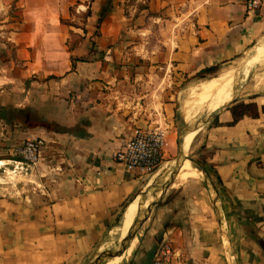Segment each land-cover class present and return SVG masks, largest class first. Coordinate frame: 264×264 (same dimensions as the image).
<instances>
[{
	"label": "crops",
	"instance_id": "obj_1",
	"mask_svg": "<svg viewBox=\"0 0 264 264\" xmlns=\"http://www.w3.org/2000/svg\"><path fill=\"white\" fill-rule=\"evenodd\" d=\"M46 1L21 0L25 18L17 21L11 0H0V105L32 108L44 121L0 118V139H45L40 162L28 164L38 195L0 206V264H77L90 256L152 181L117 162L114 151L135 126L160 124L172 152L177 86L235 60L264 35V2L248 13L244 0H88L82 38L70 49L78 27L61 19L86 0H52L54 17L42 11ZM263 58L264 45L247 63ZM257 65L235 101H253L259 113L242 104L231 122L224 108L198 136L217 186L176 178L143 222L132 264H149L165 240L184 264H264V71Z\"/></svg>",
	"mask_w": 264,
	"mask_h": 264
},
{
	"label": "rangeland",
	"instance_id": "obj_2",
	"mask_svg": "<svg viewBox=\"0 0 264 264\" xmlns=\"http://www.w3.org/2000/svg\"><path fill=\"white\" fill-rule=\"evenodd\" d=\"M20 1L21 0H11L10 5L8 6L9 14L18 16V19H15L17 21L23 20L25 18V11L24 10L19 11L20 8H23L22 5H19ZM58 1L61 2L62 0H58ZM85 3L86 4H84V2H81V3L75 2L74 4H71L69 7L70 17L62 16L61 20L63 22L71 23L78 27L77 28L78 31L72 32V34L70 35L69 45L79 41V39L82 38L81 36L82 27H84V23L86 21V17L88 15V9H89L88 0H86ZM41 8H42V11H46L48 12V14H53V17H54V14L57 15L59 13L57 11V5H55L54 2L52 3V0H47L45 7L41 6ZM245 54L246 53L244 52L240 57L230 62H227L226 64H223L222 66H220L217 70H214L213 72H208V73H205L204 75L198 74L195 77H187L186 79H184V81L180 85L177 86L178 89H180L179 99L177 101L179 108H178V114H177V120H176L177 123L176 125L173 126V131H174L173 134H174L175 140L172 143V146H173L172 152L169 150L170 153H168L167 150L169 148L166 149V155H165L164 161L158 168H156L154 171L151 172L150 177L152 181L149 184V186L145 189V192H142L140 194L139 198L142 199L148 196V194H151V192L155 193L158 190L162 191V195L156 200H159L164 194H166L167 190L170 188V186L175 181V178L172 179L171 173L177 168V160L179 159V154H180L181 133L183 132L184 127H186L187 125H190L194 122L202 121V119L205 118L204 115L206 114L205 110L203 111L200 110L198 111L199 113L197 112L198 115L197 114L194 115L197 118L192 117V119L189 120L186 117V113H185L186 108L188 107L190 101L192 100L194 101L195 99L196 100L201 99L203 96H205L210 91H212L213 87H215L218 83H220V81H222L224 78H229L232 76L233 77L235 76L248 77L247 73H242L236 70L239 62L242 60V57ZM252 56L253 55L250 56L248 61L251 59ZM257 66L258 67L255 69L256 71H260V70L264 71V58L261 61V63H259ZM223 68H228V69L221 71ZM209 77H212V78H209ZM247 79L245 81H242L241 85H238L239 93H238L237 99L239 95L242 93L243 85L247 81ZM230 97L226 96L224 101H226L227 99H230ZM235 100L228 107H230L235 102ZM201 130L202 129H200L196 134L188 133L185 139L187 140L185 154L192 156L194 159H196L199 162H201L200 159H203L205 154L207 153V152L200 151L201 148L198 143L199 142L198 136ZM1 140H2V143H1ZM183 141L184 139H182V142ZM22 142H19V140H17V142L14 143L13 145H8L5 143V139H0V151H1L0 152V206H2L6 200H14V201H21L24 199L30 200L32 196L29 198V195L36 196L40 192L39 190L40 185L38 184L39 177H38L37 172L34 170H31V168H29L28 166V163L25 161L24 157L21 154L15 152L14 147H16ZM9 147H11L10 149L11 151H9L8 149ZM8 158H11V159L8 160ZM187 161L192 167H194V164L190 160H187ZM198 172L200 173V175L191 176L184 180L180 179V182H184V181H187L188 179L194 178V179H200L204 181V183H206V186H208L207 185L208 180L205 174H203L200 170H198ZM178 180L179 178L177 179V181ZM208 187H211V185ZM170 193H173V190H171ZM128 206L129 205H127V207ZM125 211H123L120 218H122ZM144 213H145V209L142 208L140 215H139L140 218L144 216ZM136 227H139V222H137ZM141 228L139 232L142 231ZM122 235L123 237H125L127 234L122 231ZM139 236L141 239V235ZM162 243L163 241L161 242L160 245H158L159 248L162 246ZM142 244H143L142 239H141V242L139 243V239H137V242H135V239L133 238L130 242L129 247L127 248L125 259L120 264H132L131 257L133 255V252L136 247L139 248L138 250H140L142 248ZM99 246L100 244L96 246V248L94 249V251L91 253L90 256H85V258L82 261L77 262V264H88V262L91 261V258L96 254ZM102 247H103V244L101 245V249ZM116 261L109 263V264L116 263Z\"/></svg>",
	"mask_w": 264,
	"mask_h": 264
},
{
	"label": "built area",
	"instance_id": "obj_3",
	"mask_svg": "<svg viewBox=\"0 0 264 264\" xmlns=\"http://www.w3.org/2000/svg\"><path fill=\"white\" fill-rule=\"evenodd\" d=\"M264 0H244L248 13L256 12ZM45 143L42 137H29L14 147L25 161L34 168L41 160ZM168 145L166 126H135L130 137L113 153L114 159L128 169H139L151 173L164 161ZM185 258L180 250L165 240L149 264H184Z\"/></svg>",
	"mask_w": 264,
	"mask_h": 264
},
{
	"label": "bare ground",
	"instance_id": "obj_4",
	"mask_svg": "<svg viewBox=\"0 0 264 264\" xmlns=\"http://www.w3.org/2000/svg\"><path fill=\"white\" fill-rule=\"evenodd\" d=\"M262 45H264V39L255 48V52H253L252 55H254L256 53V51L258 50V48L260 46H262ZM261 61L262 60H259V59L255 60V61H251V62L247 63L245 66H243V68L241 70L237 69V68H236V70L240 71L242 73H247V75L249 76V74L252 71L253 67L256 66L257 64L261 63ZM238 78H239V76H235V77L232 76V77H229V78H224L222 81H220V83H218L215 87H213L212 91H210L208 94L205 93L206 95L204 94L205 96H203V97L201 96L202 97L201 99H199V100L195 99L194 101L193 100L190 101V103H189V105H188V107L186 108V111H185L187 119L190 120V119H192V117H195L194 115L197 114V112L200 111V110H202V111L205 110V113H206L204 115L205 118L207 116L217 112L225 104L224 103L217 110L212 111L218 102L222 103L225 100L226 95L222 96V93L226 89H231L232 91H234V86H235ZM247 78L248 77H244L243 76L242 77V81H245ZM250 89L251 88H249V90ZM233 93L230 95L231 97L229 96L230 99L232 98ZM195 118H197V117H195ZM187 126L183 130L184 132L181 135V139L185 140L188 133H194V132L197 133L199 131V128L195 129V130H188L189 128H191V124L187 125ZM182 143H183V152H184L185 151L184 146L186 148L187 140L185 142L183 141ZM184 154H185V152H184ZM187 160H189V159L184 160L182 162V164L176 170H174L171 173L172 179L179 178V179L184 180V179H187V178H189L191 176L200 175V173L197 172V171L200 170L202 172V170L200 168H198L197 166H195V165H194L195 168L192 167L188 163ZM151 194H152V199L147 204L142 205V202L147 198V196H146L145 199L142 198L143 200H141V198H139V196L134 200V209H133L134 211L132 210L131 212H129L123 218V220L119 223V225L117 226V228L113 232V234H112V230L114 229V226L112 227V229L108 232L106 237L102 240V242H101L96 254L91 258L90 264H109V263L115 262L116 260L121 258L120 262L118 263V264H120L125 259V255H126L127 249L122 254H118V255H115V256H110V254L113 251L118 250L121 247V242H122V239L124 238L123 235H122V231L124 233L128 234V232L132 228V224H133L135 218L139 214V210L144 208L145 209V213L144 214L149 213V211L152 208L154 202L157 201L156 199L159 198L162 195V191L158 190L155 193L151 192ZM138 238H139V234L134 238L135 242H137ZM102 244H103V247L101 249V245Z\"/></svg>",
	"mask_w": 264,
	"mask_h": 264
},
{
	"label": "water",
	"instance_id": "obj_5",
	"mask_svg": "<svg viewBox=\"0 0 264 264\" xmlns=\"http://www.w3.org/2000/svg\"><path fill=\"white\" fill-rule=\"evenodd\" d=\"M264 38V35L261 36L258 40H256V42L250 46V48H248V50L245 52L246 54L242 57V60L239 62L238 64V69H242L243 66L247 63L248 59L250 58V56L252 55V50L254 48H256V46L258 45V42H260L262 39ZM242 84V77H239L235 86H234V93H233V96L230 100H228L217 112H215L214 114H211L209 116H207L206 118L202 119V121L200 122H194L191 124V128H189L188 130H195V129H198L199 130L204 126L206 125L207 123H209L212 118H214L221 110H223L224 108H228V106L237 98L238 96V93H239V86L238 85H241ZM188 127V126H187ZM185 128V127H184ZM184 130V129H183ZM187 130V131H188ZM184 132V131H183ZM182 132V133H183ZM186 132V131H185ZM181 133V135H182ZM186 159H189L195 166H197L198 168H200L203 172V174H205V176L207 177V180L209 182V185L211 186H216L213 178H212V175H210L208 173V171L203 167L202 163L197 161L196 159H194L192 156L188 155V154H184L183 152V143H182V140L180 139V154H179V159L177 160V168L182 164V162ZM176 168V169H177ZM157 201L154 202V204L156 203ZM153 204V205H154ZM152 209V208H151ZM150 209V211H151ZM142 209L139 210V214L138 216L135 218L133 224H132V228L131 230L128 232V234L122 239V242H121V247L118 249V250H115L113 251L110 256H115V255H118V254H122L130 245V242L133 238H135L138 233H139V230L143 224V222L148 218L149 216V213L147 214H144V216L142 218H140V212H141ZM149 211V212H150ZM137 222H139V227H136V224ZM90 263V261L88 262V264Z\"/></svg>",
	"mask_w": 264,
	"mask_h": 264
},
{
	"label": "trees",
	"instance_id": "obj_6",
	"mask_svg": "<svg viewBox=\"0 0 264 264\" xmlns=\"http://www.w3.org/2000/svg\"><path fill=\"white\" fill-rule=\"evenodd\" d=\"M91 9H88V14H90ZM80 41V39H79ZM79 41L70 44V49H73ZM77 59H83V58H77ZM213 67L209 68H204L201 71L198 72L199 75H204L205 73H208L210 69ZM214 71V70H212ZM242 104L246 105L247 112L251 115H257L259 113L258 105L253 102H243L241 100L235 101L229 108L232 110L233 113V120L231 122L237 121V118L240 114V107ZM0 118L6 120L7 122H11L16 120H21L25 122L28 125H36L38 123H42V119L32 110V108L26 107V108H9L4 105H0ZM44 122V121H43ZM203 167L208 171L210 175H212L215 180V184L220 181V177L217 175V172L213 169L211 163L206 159L204 156L203 159H200ZM217 186V185H216Z\"/></svg>",
	"mask_w": 264,
	"mask_h": 264
}]
</instances>
